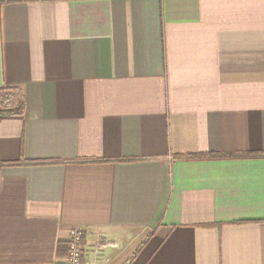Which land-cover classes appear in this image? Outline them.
<instances>
[{"label": "crops", "instance_id": "obj_1", "mask_svg": "<svg viewBox=\"0 0 264 264\" xmlns=\"http://www.w3.org/2000/svg\"><path fill=\"white\" fill-rule=\"evenodd\" d=\"M0 161V264H264V0H0Z\"/></svg>", "mask_w": 264, "mask_h": 264}, {"label": "built area", "instance_id": "obj_2", "mask_svg": "<svg viewBox=\"0 0 264 264\" xmlns=\"http://www.w3.org/2000/svg\"><path fill=\"white\" fill-rule=\"evenodd\" d=\"M86 233L87 229L79 225H74L69 228L62 264H83L85 257L81 249V241ZM97 238L93 246L94 255L101 249L117 246V241L107 238L106 234L103 232L98 233Z\"/></svg>", "mask_w": 264, "mask_h": 264}, {"label": "trees", "instance_id": "obj_3", "mask_svg": "<svg viewBox=\"0 0 264 264\" xmlns=\"http://www.w3.org/2000/svg\"><path fill=\"white\" fill-rule=\"evenodd\" d=\"M22 107H23V102L21 100H16V104H15L14 107L3 109V110H5V111H13V112H21L22 111ZM243 154L247 155L249 153H243ZM254 154H259V153L258 152L255 153L254 152ZM196 156H199V155H174V157H181V158L182 157H196ZM92 160H102V159H92ZM5 163H7V162L0 161V167L2 166V164H5Z\"/></svg>", "mask_w": 264, "mask_h": 264}]
</instances>
